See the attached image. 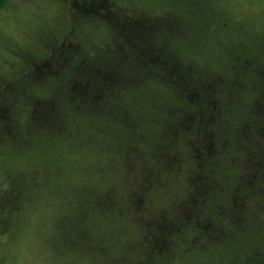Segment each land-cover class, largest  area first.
<instances>
[{
    "label": "clouds",
    "instance_id": "obj_1",
    "mask_svg": "<svg viewBox=\"0 0 264 264\" xmlns=\"http://www.w3.org/2000/svg\"><path fill=\"white\" fill-rule=\"evenodd\" d=\"M0 264H264V0H0Z\"/></svg>",
    "mask_w": 264,
    "mask_h": 264
}]
</instances>
